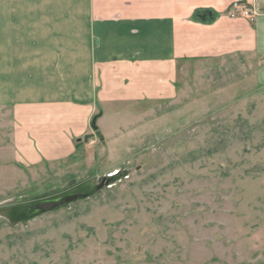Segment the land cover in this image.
Masks as SVG:
<instances>
[{"label": "rangeland", "instance_id": "rangeland-1", "mask_svg": "<svg viewBox=\"0 0 264 264\" xmlns=\"http://www.w3.org/2000/svg\"><path fill=\"white\" fill-rule=\"evenodd\" d=\"M173 86L96 119L66 159L0 149V264H264V89L240 55L176 59Z\"/></svg>", "mask_w": 264, "mask_h": 264}, {"label": "crops", "instance_id": "crops-1", "mask_svg": "<svg viewBox=\"0 0 264 264\" xmlns=\"http://www.w3.org/2000/svg\"><path fill=\"white\" fill-rule=\"evenodd\" d=\"M235 1L260 14L228 18ZM227 55L264 89V0H0V149L66 159L94 117L174 89L176 59Z\"/></svg>", "mask_w": 264, "mask_h": 264}, {"label": "water", "instance_id": "water-1", "mask_svg": "<svg viewBox=\"0 0 264 264\" xmlns=\"http://www.w3.org/2000/svg\"><path fill=\"white\" fill-rule=\"evenodd\" d=\"M91 127L92 129L96 130V117H94L91 121ZM86 196V195H85ZM80 194H74L69 191H65L63 193H60L58 195H55L53 197L45 198V199H40L28 206L24 212L26 217H33L35 215H38L44 211L51 210V209H56L61 206H66L69 202L75 201L79 198L85 197Z\"/></svg>", "mask_w": 264, "mask_h": 264}, {"label": "built area", "instance_id": "built-area-1", "mask_svg": "<svg viewBox=\"0 0 264 264\" xmlns=\"http://www.w3.org/2000/svg\"><path fill=\"white\" fill-rule=\"evenodd\" d=\"M260 12L252 6L245 5L241 2H233L227 9V16L230 19H247L253 21Z\"/></svg>", "mask_w": 264, "mask_h": 264}, {"label": "bare ground", "instance_id": "bare-ground-1", "mask_svg": "<svg viewBox=\"0 0 264 264\" xmlns=\"http://www.w3.org/2000/svg\"><path fill=\"white\" fill-rule=\"evenodd\" d=\"M93 185L89 182V183H84L82 185H79L75 188H72L69 190V192L74 193V194H80L82 196H85L87 194H89L92 190ZM34 202H29V203H25V204H21L15 208H12L10 210V214L14 217V218H26L25 212L24 210L30 206L31 204H33Z\"/></svg>", "mask_w": 264, "mask_h": 264}]
</instances>
